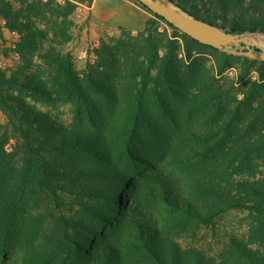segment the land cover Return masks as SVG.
<instances>
[{"label": "trees", "instance_id": "trees-1", "mask_svg": "<svg viewBox=\"0 0 264 264\" xmlns=\"http://www.w3.org/2000/svg\"><path fill=\"white\" fill-rule=\"evenodd\" d=\"M171 1L264 35V0ZM138 2L145 26L103 34L81 67L79 0H0L20 56L0 65V264H264V61ZM232 210L248 231L216 255L183 245Z\"/></svg>", "mask_w": 264, "mask_h": 264}, {"label": "rangeland", "instance_id": "rangeland-1", "mask_svg": "<svg viewBox=\"0 0 264 264\" xmlns=\"http://www.w3.org/2000/svg\"><path fill=\"white\" fill-rule=\"evenodd\" d=\"M79 1H88V0H79ZM82 7L83 5L81 6V8ZM75 17L76 19H80L81 14L78 16L76 14ZM151 17L152 15L150 16V18ZM87 21L88 19L85 18L83 24H86ZM162 25L163 27H167L165 23H162ZM80 30L81 29H79L78 26V28H76L75 30V41L70 43L67 46V48L74 52L78 65L84 67L89 60L94 61L96 59L94 51L99 46L100 39L98 41L90 40L86 43H82L83 45H81ZM3 34H4L3 37L0 36V65L4 68H12L19 61V59L15 58V54H16L15 47H16V43L18 42V34L12 33L7 29L3 30ZM249 35L256 37L260 45L264 47L263 34H249ZM234 71L228 74L233 75ZM60 112L62 113V117H64L66 121L71 120V113L69 111V107H63ZM0 122L2 123L6 122V117L2 113V111H0ZM247 214H248L247 211L244 210L229 211L228 213L217 219L213 225L203 227L192 237H186L184 239H181V242L185 246L195 245L204 249L207 254L216 255L219 252V250L222 248L223 242L228 239L230 234L232 233L244 234L248 231Z\"/></svg>", "mask_w": 264, "mask_h": 264}, {"label": "water", "instance_id": "water-1", "mask_svg": "<svg viewBox=\"0 0 264 264\" xmlns=\"http://www.w3.org/2000/svg\"><path fill=\"white\" fill-rule=\"evenodd\" d=\"M138 1L203 44L211 45L231 54L264 61V47L252 35L229 32L219 25L190 14L171 0L169 1L175 5L174 7L159 3L157 0Z\"/></svg>", "mask_w": 264, "mask_h": 264}, {"label": "crops", "instance_id": "crops-1", "mask_svg": "<svg viewBox=\"0 0 264 264\" xmlns=\"http://www.w3.org/2000/svg\"><path fill=\"white\" fill-rule=\"evenodd\" d=\"M76 14L77 16L81 14L80 19L75 17L81 29V45L90 40L98 41L105 33L117 35L122 26L133 31L141 30L151 16L150 12L143 8L137 0L80 1L75 16ZM85 18L88 21L83 24Z\"/></svg>", "mask_w": 264, "mask_h": 264}, {"label": "bare ground", "instance_id": "bare-ground-1", "mask_svg": "<svg viewBox=\"0 0 264 264\" xmlns=\"http://www.w3.org/2000/svg\"><path fill=\"white\" fill-rule=\"evenodd\" d=\"M159 3H165V4H167V5H169V6H171V7H174L175 5L171 2V1H169V0H157Z\"/></svg>", "mask_w": 264, "mask_h": 264}, {"label": "built area", "instance_id": "built-area-1", "mask_svg": "<svg viewBox=\"0 0 264 264\" xmlns=\"http://www.w3.org/2000/svg\"><path fill=\"white\" fill-rule=\"evenodd\" d=\"M15 58H16V59H20V56L18 55V53L15 54ZM230 72H232V71H230ZM230 72H229V73H230Z\"/></svg>", "mask_w": 264, "mask_h": 264}]
</instances>
